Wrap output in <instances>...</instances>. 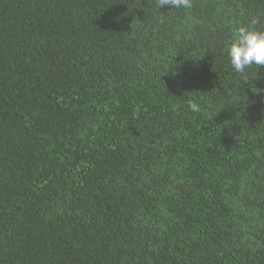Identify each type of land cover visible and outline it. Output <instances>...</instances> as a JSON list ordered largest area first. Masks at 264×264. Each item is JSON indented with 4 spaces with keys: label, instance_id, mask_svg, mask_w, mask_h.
<instances>
[{
    "label": "trees",
    "instance_id": "1",
    "mask_svg": "<svg viewBox=\"0 0 264 264\" xmlns=\"http://www.w3.org/2000/svg\"><path fill=\"white\" fill-rule=\"evenodd\" d=\"M191 3L0 0V264H264V0Z\"/></svg>",
    "mask_w": 264,
    "mask_h": 264
},
{
    "label": "clouds",
    "instance_id": "2",
    "mask_svg": "<svg viewBox=\"0 0 264 264\" xmlns=\"http://www.w3.org/2000/svg\"><path fill=\"white\" fill-rule=\"evenodd\" d=\"M193 5L191 0H158L160 9H189ZM259 20L250 19L248 25L238 27L231 43L227 45V57L231 67L237 73H243L252 65L264 66V29H259ZM191 111L198 112L200 107L195 102H189Z\"/></svg>",
    "mask_w": 264,
    "mask_h": 264
}]
</instances>
